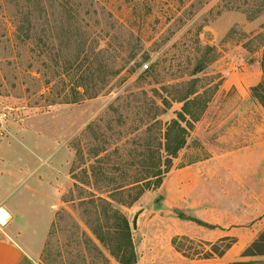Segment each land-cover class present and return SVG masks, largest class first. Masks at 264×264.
I'll list each match as a JSON object with an SVG mask.
<instances>
[{"label":"rangeland","instance_id":"obj_1","mask_svg":"<svg viewBox=\"0 0 264 264\" xmlns=\"http://www.w3.org/2000/svg\"><path fill=\"white\" fill-rule=\"evenodd\" d=\"M263 28L264 0H0V235L15 233L36 264H119L89 228L123 227L113 209L135 264H214L212 249L238 232L262 233L264 109L252 89L263 49L251 40ZM200 62L207 109L164 178L194 166V190L168 182L102 208L144 175L148 104L162 106V87L194 79ZM182 107L158 117L163 131ZM210 230L228 237L210 242Z\"/></svg>","mask_w":264,"mask_h":264},{"label":"trees","instance_id":"obj_2","mask_svg":"<svg viewBox=\"0 0 264 264\" xmlns=\"http://www.w3.org/2000/svg\"><path fill=\"white\" fill-rule=\"evenodd\" d=\"M259 5H257V8ZM252 43L263 49L261 58V69L263 73L262 81L252 89V96L264 109V28L263 31L256 35ZM215 48L210 46V56L214 53ZM213 59V58H212ZM210 59V61H212ZM204 63L200 62L191 72L190 77L196 76L203 71ZM199 79L195 78L183 82L178 85L163 86L162 89L167 93L165 98H162V106L156 101H152L151 107L157 110L155 116L151 119L146 129L147 144L144 147L145 161L140 165L144 172L143 177L128 182L125 185L115 187L112 190L109 200L99 198L102 208H115L112 203L131 207L133 206L147 191H156L161 188L165 176L169 173L172 166V159L176 158L179 153L185 148L189 132L193 129L194 123L199 121L207 109L208 100L205 99L207 91L201 93L198 88ZM184 88L181 94H177L179 88ZM174 89L175 91H170ZM174 92V94H173ZM176 93V94H175ZM172 103L183 104L182 111L176 119L171 120L163 131L161 122L158 117L165 114ZM159 126V127H158ZM157 131V132H156ZM160 136L165 142L160 141ZM154 140L158 144L154 145ZM164 153H163V152ZM133 167L134 164H129ZM89 204L95 202L88 200ZM114 215L121 220L124 226H107L101 224L97 219L96 223L89 225V228L96 239L104 246L108 247L111 255L119 264H135L137 255L132 243L131 230L126 219L118 211L111 209ZM107 239H110L108 244ZM225 240V239H224ZM230 243L226 249L230 248ZM225 249V250H226ZM224 250V251H225ZM212 251L218 255L222 254ZM244 257H264V231L259 234L257 239L248 246L243 252ZM232 264H264V260L255 261H239Z\"/></svg>","mask_w":264,"mask_h":264},{"label":"crops","instance_id":"obj_3","mask_svg":"<svg viewBox=\"0 0 264 264\" xmlns=\"http://www.w3.org/2000/svg\"><path fill=\"white\" fill-rule=\"evenodd\" d=\"M186 174L188 178L184 177ZM198 177L194 166L181 168L174 172V174H169L162 187L168 182H172L175 192L188 195V193L196 187ZM163 198V203H165L167 199L165 197ZM261 230L262 228L259 224H255L245 231L238 232L237 240L235 239L231 247L226 249L222 254L218 255L213 251L211 252V256H217V259H214V264H231L239 261H251L253 258L244 257L243 252L257 239ZM221 232L222 233L215 235L214 231L210 230V242L216 240L221 241L228 237V233L225 231ZM246 233L250 234V240L243 243ZM0 264H36V260L24 245L17 240L15 233L7 232L4 235H0Z\"/></svg>","mask_w":264,"mask_h":264},{"label":"bare ground","instance_id":"obj_4","mask_svg":"<svg viewBox=\"0 0 264 264\" xmlns=\"http://www.w3.org/2000/svg\"><path fill=\"white\" fill-rule=\"evenodd\" d=\"M9 219V213L6 212L4 209H0V225L6 226Z\"/></svg>","mask_w":264,"mask_h":264},{"label":"water","instance_id":"obj_5","mask_svg":"<svg viewBox=\"0 0 264 264\" xmlns=\"http://www.w3.org/2000/svg\"><path fill=\"white\" fill-rule=\"evenodd\" d=\"M137 222H138V215L135 216L134 221H133V227H134V229L137 228Z\"/></svg>","mask_w":264,"mask_h":264},{"label":"built area","instance_id":"obj_6","mask_svg":"<svg viewBox=\"0 0 264 264\" xmlns=\"http://www.w3.org/2000/svg\"><path fill=\"white\" fill-rule=\"evenodd\" d=\"M4 123V115H0V124Z\"/></svg>","mask_w":264,"mask_h":264}]
</instances>
